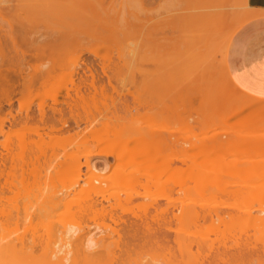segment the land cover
Masks as SVG:
<instances>
[{
  "label": "rangeland",
  "instance_id": "obj_1",
  "mask_svg": "<svg viewBox=\"0 0 264 264\" xmlns=\"http://www.w3.org/2000/svg\"><path fill=\"white\" fill-rule=\"evenodd\" d=\"M110 1L111 0H100V1L99 0H94V1L93 0H0V40H1L0 41V43H1L0 44L1 45V49H0L1 51L0 52L4 54L3 56L1 55L2 56L1 59H3V60L0 59L1 60L0 66H4V67H18V66L19 67H24V66L25 67H28V66L35 67V66H38L41 68H42V66H46V67L55 66L58 68L57 71H55L56 73H54V75L55 74L56 75L58 74V75L57 76L53 75L55 77V78L53 77L54 80L49 81V83L47 84L49 87L47 85L44 86V88H46L45 90L43 89V87H39V88H35V90L33 89L34 91H33V93H31V96L27 95L28 97H22V99H19L20 97H16V100L14 101L13 108H12L13 114L17 115V113L20 109H21L20 111H24L23 113L25 114V109L28 106L32 107V108H30L32 113L38 114L39 113V106L42 104L44 106V109L50 115L52 113L53 108H56L57 106L61 105L63 102L68 100L67 108L64 104L65 112H66L64 116L67 117L66 119L69 118L68 121H70L69 122V124H71L70 127L75 125L74 122L70 120V119H72V118H70V116L71 115L73 116V114H74V116L75 115L77 116V114H79L78 116L83 115L81 117H85V118H87V117L88 118H94L96 115V117L98 119H100L99 117H102L100 115H105V118H106L107 114H108V116H110L111 113L117 114L119 119H121V116H122V118H127V117L130 118L133 116L134 118L133 117L131 118V120L133 119L131 121L132 123H134L136 125L137 124H141L144 126L146 125V126L153 128V132L151 133V135L149 137V140H150L149 146H150L151 150L154 151L153 152V155H154L153 156V158H154L153 162L154 163L152 162L153 165L151 168H153V170L150 169L149 173L151 172L150 177H151V180L154 181L153 183L156 186H157V183H160V184H158L159 188L154 187L152 191H145V190L141 191V193H140V195L142 194L141 196L135 197V195L138 193H135V195L133 194L134 197L133 196L132 197L131 196L123 197L122 196L123 200H121V204H120L121 208L127 211V212L125 211V213L131 212L130 213V215L132 214L131 219L134 220L135 219L134 216H136L135 213H138L137 216L140 215L139 217L142 216L141 215L142 213L139 212V209H140L139 206L143 205L144 203L149 201L151 198H153L154 201L157 198L156 200L157 201L159 200L158 204H159V206L162 207V209H166V207L170 208V209L173 208L172 210H173V212H175V214L179 213L178 210H181V207H183V208L195 207L196 209H199L201 207L209 208V206L221 204L222 208L224 209V210L221 209V211H222L221 215H222V217L225 216L224 221H225L226 225H224V222L222 223L223 219L222 220L219 219L220 221L214 220L213 222L209 221V220H208L209 222L208 221L204 222V223L201 222L199 227L198 226H196V227L192 226V228L189 226L185 228V227L178 225L177 223L174 222L175 225L172 224L171 229L172 228L173 229L171 230L172 231L171 234H173V233L177 234L178 233L182 236H186V238L188 236H189L188 238H194L195 237L194 239L198 238L199 241L203 239L202 241H205L206 243L209 242L208 245L209 246L212 245L213 248L215 246L216 248L221 249L222 246L226 247V246L233 245L234 244L233 241L235 240L234 238L241 236V233H242V235L244 233L246 234L248 232V230H250L251 228H249L250 226H248L249 225L248 223L244 224L245 226L243 225L244 222L241 223L240 221H239V223L235 222V224H234V222L229 220L231 218L226 217V215H227L226 213L229 214V212L230 213L233 212L232 209L234 207H236V208L239 207L237 205V202L234 200L233 197H231L229 192H231V188H235L237 185H239V187H240V185L243 186L245 184H248L244 180L245 176H244V178H242L243 177L242 174L243 175L244 174L245 175L251 174L252 178H255L256 176H259V175L255 174L257 172L254 171L252 168L258 169V168L264 166V163H262V162H264V119H262L259 123H253L254 125L256 124L255 126H253V124L248 122L246 119V116H247L246 114H248L247 112H245L246 114L243 112H240V114L234 113L235 115L232 114L233 112H236V111L239 112L240 111L238 106H237L238 109L236 108L237 110H234L235 107L233 109H230L231 111L232 110H234V111L231 112L229 110L230 115H229L228 111L223 112V110H227V109H224L226 106L223 107V104H225V103L222 104V100H220L219 101L221 104V106H220L218 99H217L218 98L217 96H219V99H220V96L222 95L221 91H222V93L224 92L223 90L226 89V85L221 86V85L217 84L213 87H209V86H206V84H202V85H201V83L199 84V81H197L196 77H195L196 76V69L192 65L195 63H199V61H202L201 60L202 54H198V53L195 54L194 53L192 55L191 51H189V49H190L189 44L184 45L183 48H184L185 52L182 53L180 62L178 60L180 58L181 53L175 52L174 49L170 45H165V46H163L162 49L155 48L154 50H151L150 52L148 50L146 52L145 49L142 50V48H141L142 40H143V38L147 37L148 31H151L154 28L153 26L155 25L156 21L162 20L161 23L156 27V29H155L156 31H162L163 32V26L166 23L167 26L169 27V29L172 31L173 35H179V31L182 28L180 29L179 27H176L175 24H173L172 19H173L174 13L178 12L180 6L179 5H172L173 0H167L166 4L164 3L163 0H160L157 3H156V0H151L153 5L148 6V7L145 5V3L148 0H118V2L114 5H111ZM98 2H101V3L98 4ZM221 7H222L221 11L223 10L225 13H228V15L226 16L225 26L221 30V39H222V41H225V39L227 38L228 33H229L228 26H229V24H232L236 20V18L238 17L240 9H239V7L236 8L234 5H224ZM215 9H216L215 7H211L209 9H207V12H214ZM203 13H205V11L200 12V14H203ZM61 18L72 22L73 25L74 24L77 25V21H82L81 19L84 18L83 20H88V24H90L89 26L92 28L91 30H93L95 33H98V34L100 33L101 35L103 34V36H104V34H106V36H105L106 38L109 35L115 36V39H113V40L111 39L112 41L110 39H109L110 41L108 40L106 43L104 41L105 44H103L102 40H104V37H102L103 39L102 38H101L102 40L100 39L101 40L100 43H102V45L96 44L98 46L95 45L96 40H94L95 37H93V36H95V34L94 35L92 34L93 35L92 36L93 39H92L91 34L88 32L90 34V38L92 40H94V43L91 42L92 40L90 41L86 35H83V39L81 36L82 34H79L80 37L78 36L82 40H85L86 39L85 36H86L89 40V43L91 42L90 44H88L87 43L88 41L86 39V44L82 45L81 44L82 40H81L80 44L82 46L88 45V46H86V49H83V50L88 51L91 49L90 51H92V50L96 49V51H97L99 49L97 52L98 57L94 56L95 51L92 54L90 51H88L89 53L87 51H82V53L86 52L87 54L85 53V55H82V53L80 52L81 53L80 55H82V57H84L83 60L86 61V64L88 66L92 65L98 70V74H101L100 75L101 78H99L100 80L102 79V76H104L103 73L101 72L102 71L101 69L102 68H106V69L112 68L111 72L108 71V76L112 75L110 77L112 79V84L108 86L107 85L108 83H106V82H109V80H111L109 77L105 76V77H103L104 79H102V81H104L105 84L107 85L106 88L108 89V91H104V93H101L100 90L102 89L103 85L102 86L99 85V87H101V89H97V90H99L97 94H96V91L94 92L96 95L93 93H92L93 95H91L89 93V94H86V96L83 98L82 96L85 95L83 92L78 94V96L75 92H72L71 94L73 96L71 97V99L66 98L67 94H68V92H67L68 89L63 88V87H68L69 89L74 87V85L78 84V82L80 81V75H76L75 77H73V76H71L70 71L68 73V74H70V76L67 73H65L66 71H64L65 74L60 72L61 69L63 70L64 67L68 68L66 66L67 65L69 66L71 64V63L69 64V62H72L73 57L75 58V56L72 54L73 53L72 50L70 51V54H66L67 52L62 53V52H64V49L66 47L68 48L69 45L64 47L65 46L64 44H66L67 39H64V37L62 36L63 35L62 32L66 33V31H68V30H65V29L62 30L63 24H62ZM65 23H67V22L65 21ZM78 23L81 24V22H78ZM67 24H70V23H67ZM83 24L84 23L82 22V25ZM79 26L75 29L77 30L79 28ZM65 27H66V29H69V30L71 28V26L67 28V25ZM80 27H82V26H80ZM71 30L76 31L72 28H71ZM78 31H81V30H78ZM82 31H85V30L83 29ZM60 33H62V35ZM85 33L87 34V32H85ZM59 35H61V37H63V38L59 37ZM70 35L72 36V34H70ZM70 35H68V36H70ZM75 37H76V35H75ZM75 37H74V40H77L78 42H76V41L74 42V40L68 39L69 41L72 40V42H73V43L71 42V44H73V45H71V48H72V46L74 47V45L79 44V40H78L79 38L76 39L77 37L76 38ZM14 38H15V41H14ZM192 38L193 37H191V38H189V37L185 38L184 37V40L186 41V43H188V41L190 42V40L193 41ZM95 39H97V37ZM165 39L169 40L171 45H174L175 42L177 43L178 41L182 40V39H180V37L173 39V38H170L169 36H167V38L166 37L162 38V40H165ZM98 40H99V38H98ZM98 40H97V42H98ZM83 43H85V42H83ZM14 44L16 47L18 45L20 47L19 49L26 52L25 56L30 55L29 58L28 57L26 58L29 61L25 60V57L24 58L22 57V55H21L22 51L21 50H19L20 54L19 53H17V54L21 55L20 58H23L24 61H26V62L19 61L20 58L17 59L18 55L16 53L13 54V50L14 49L18 50V48H16V47L14 48ZM44 45L46 46V51H44V52H48L49 55H48V53L46 54L44 52H42L40 54V51H43V50H39V49H43L41 47ZM78 47L75 50H77ZM79 50H80V48H79ZM131 50H132L131 56H130L131 60L133 61L134 58L136 59V62H134V63L132 62V66L134 68V65H135L136 70L134 71V75L132 74V76H130V77H132V79L130 81L126 80V78H129V76L128 77H126L124 75L122 76L121 75L122 72L121 71H120V73L118 72V74L122 76L121 78H119L120 76H118V78L122 80V81L121 80L120 81L122 83H124V79H125V82L127 81L123 85L122 83H119L120 81L117 78H114L113 75H115L116 72L113 73V69H115L116 67H119V66L122 67L126 64L121 60V58L123 57L125 52L131 51ZM16 51H14V52H16ZM36 51H37V53H39L38 56L35 53L36 57L42 58L43 56H45V58L44 59L42 58L39 60H38V58L36 59V57L33 54ZM66 51H67V49H66ZM76 52H75V54H76ZM77 53L79 54V52H77ZM22 54L24 55L23 52H22ZM128 54L129 53H126L125 54L126 56L124 55V57H125L124 59H127ZM31 55L34 57L30 59V57H32ZM72 55H73V57H72ZM3 57H5V58H3ZM138 57H140V58L143 57V59H141L142 61L140 60V58L138 59ZM213 57L214 58L212 59V62H213L212 64H214L218 68L222 64V55L218 53ZM176 62H178V65L182 66L184 69L183 70L181 69L182 71L179 69L177 70V71H179V75H178L179 78L177 79V81H174L175 77H174V79L172 77L174 76V74L177 71H171L170 69H168V67L172 68L171 66L175 65ZM56 65H59L61 67L59 68V66H56ZM63 65H65V66H63ZM113 67H115V68H113ZM141 67H142V69L148 68L149 70H151V72H152L151 75L149 74L148 77H146L144 74H143L144 76L141 75L140 71H139V69ZM59 73L61 76L59 75ZM80 73L82 74V71H80ZM180 73H181V75H180ZM124 74H125V72H124ZM87 75L89 77L88 73H87ZM100 76H97V77H100ZM116 76H117V74L115 75V77ZM106 77L109 78V80ZM88 79H90V78H88ZM116 80H118V81H116ZM172 80H173V82H172ZM71 81L74 82L75 84L71 85ZM102 81H101V83L104 84V82H102ZM57 84L58 85L61 84L63 86V87L61 86L63 89L60 88L59 87L60 85L58 86ZM113 85L116 86L115 90H118L117 93H116V91L113 90L114 89V88H112ZM173 85L175 88L173 87ZM56 86H58V88H60V89H57ZM232 89H233V92L239 91L236 87H232ZM55 90L56 91L61 90V91H59L58 92L59 94H58V93H56ZM91 90L93 91V89H91ZM103 90H105V89H103ZM174 90H176V91H174ZM107 92H108V94L109 93L112 94L113 97H111L110 95H107L108 97H106L105 93H107ZM219 92H220V94H219ZM119 93L125 94V95H123L124 97H121L122 94L120 95V97L117 96ZM79 95L83 99L82 98L80 99ZM90 95H91V97H90ZM94 95H95V97H93ZM258 98L260 100L264 99V98L257 97V99ZM121 99H123V101L129 102V104H131V106H129V108L123 107ZM20 100H21V102H20ZM72 100H76V101H74V103H72L73 102ZM69 101L71 104L69 103ZM119 103H120L121 107L118 106ZM72 104H75L74 107L72 108L73 114L71 113V110L68 109L69 106H73ZM114 105H115V107H114ZM103 107L106 110L103 109ZM122 107H123V109H122ZM4 109L8 110L10 108L8 105L5 104ZM120 109H121V111L119 112ZM130 109H131V111H129V112H131L132 114L128 112V110H130ZM116 110L118 113L114 112ZM20 111H19V113H20ZM111 111H113V112H111ZM220 112H221V114H223V113L228 114V115L225 114V119L221 120L222 121L221 122L222 124L220 123L221 127L220 128L219 127L213 128L212 126H211V128L207 127L209 129H207L205 127L207 130V131H205L204 127H201V125H200V122L202 121V119L204 117L203 115H206V116L210 115L209 117L214 118V116H216V114L219 115ZM23 113H22V115H24ZM105 113H107V114H105ZM119 113L121 115H119ZM92 114H94V116ZM213 114H214V116H213ZM117 115L116 116L114 115V116L117 117ZM111 116H112V120L114 121L113 123H115L116 120H118V119H116L113 115H111ZM227 116H229V118ZM110 118L111 117H109L108 119L106 118V119L109 120ZM57 119L58 118L56 117V119H54V120L57 121ZM122 120H126V119H122ZM122 120H120V121H122ZM127 120H128V118H127ZM85 121L86 120H84L81 124H79L80 126H73V128L71 127L73 130L70 128V131L66 132V134H65V132L61 133V134L49 132L46 136L44 134L43 135L40 134L42 132L38 133V131H33L34 128H32L31 127L32 125H30V126L25 127V128L22 126H20L19 129L16 128L14 130L15 132L13 133L14 136L13 135H11V137L9 136V138H10L9 140H8L7 136L1 137V142L5 143V140H6V143L0 145V155L3 154L4 156H8V155L14 156L13 157L14 160L17 159L14 162H12L14 165L12 163L8 165L9 168L6 169V171L4 173L5 176L2 178V185L4 186V188H3V186L1 187V189H3V191L2 190L0 191V199H2V203L3 202L9 203V205L8 204L6 205L5 203H3L4 205H6L7 207L13 206V208H15V207H17L15 205H17V204L21 205V202L23 203V200L28 201L30 197L33 198L34 200H36L35 199L36 197L40 198L39 197L40 193H42L43 191L48 193L51 190L54 191V188L59 189L60 186H62V188H63V182L65 183L68 180L67 177H70L69 176V174H70L69 172H71V167H70L71 165L70 164L73 162H77V160H80V163H82L84 165V162H85L84 157L86 156L88 151H89L88 153H90L92 151V150L90 151V149L87 147V144L82 145L80 143V141L78 142L79 139L82 141L81 136L83 134L87 135L89 130H86V129L91 128V126L89 128V126H87L88 124L84 123ZM100 121H102V120H100ZM109 121L112 122L111 119ZM109 121L107 122L108 124L110 123ZM102 124L106 125V126H102V127H105L104 128L105 130L103 129V131L98 133L95 136V139H102L105 137V135H108L111 139V142H116V138L118 140L122 136L124 129L120 128V126L112 127L111 128L112 130H111L110 126H109V128L107 127L108 124H106V121L103 122ZM8 125L9 124H7V126ZM165 125H167V126L165 127ZM99 127L101 128V126H99ZM31 129H33V130L31 131ZM209 130H210V132H209ZM215 131L216 132H220V131L223 132V134H220L219 136L215 137L216 139L212 138V141L213 140H216V141H213L212 143L206 145V143L208 141H205L204 142L205 144H204L200 140V138L211 136ZM82 132H83V134H82ZM224 133H225V135H224ZM55 134H57V135H55ZM72 134H74V135H72ZM78 134L79 135L81 134V135L79 136ZM86 135H83V136H86ZM48 136H51V137H48ZM68 136H69V138H68ZM26 137H28V139ZM64 137L69 139L67 141L68 145H66L65 141L67 139ZM30 138H32V139H30ZM50 138H51V141H50ZM71 138H72V140H71ZM161 139L164 140L165 144L168 143V141H169V143L171 144V145L169 144L170 147H167L168 145L165 146L164 143L161 142ZM226 139H228V140H226ZM28 140H30V141H28ZM39 140L42 142L40 143ZM62 140H64V141H62ZM113 140H115V141H113ZM209 141H211V140L209 139ZM111 142H109V143H111ZM59 143H60V145H59ZM62 143H64L63 146H62ZM172 143H174L173 145H175V144L177 145L178 143L180 145L182 144L183 145V147L181 145L182 150H181V148L178 149L180 147V145H179V147H178V145L176 147H174L172 145ZM135 144H136V146H138V145L140 146L141 144H143V139L142 140L141 139H135V141L132 143V145L134 146ZM223 144L227 147H224ZM32 145H36L35 146L36 148L33 146L34 150H33ZM44 145H46L47 147ZM57 145L59 147L58 150H56ZM89 145H90V143H89ZM113 145H114V143H113ZM30 146L32 147L31 149H30ZM201 146L204 147V149L201 148ZM42 147H45V149ZM52 147L54 148L55 153L53 152ZM67 147H68V149H67ZM85 147H86V149H85ZM229 148H231V149H229ZM28 149L31 150L30 153L32 152L33 155L36 156V159H39L38 157H40V159L42 161L39 159V163H38V160L35 159V156H33L32 153L30 154L28 152ZM36 149H38V150H36ZM99 149H100L99 147L97 149H95V150H98V151H96L97 154H101L102 150H99ZM228 149H229V151H227V154H226V150H228ZM36 151L41 156L42 155H44V156H42V158H41V156H38L39 154H36ZM230 151H231V154L228 155V153ZM8 152H9V154H8ZM26 152L30 155H28ZM45 152L49 156L46 155ZM41 153H43V154H41ZM55 154L58 155V157H56ZM221 155L226 159L222 158ZM22 156H23V158H22ZM30 156H32V157H30ZM48 157H50V158H48ZM99 157L100 156H98V157L96 156V158L93 157L91 160H93V162H95V163L98 162L96 164L101 166V165H103L102 162L105 161V159L104 158L102 159ZM67 158H68V160H67ZM45 159H47V160H45ZM49 159H51V160H49ZM65 159H66V163L63 165L62 162L63 161L65 162ZM28 160H30L32 162V164ZM52 160H54V162H52ZM70 160H72V161H70ZM109 160L112 163L111 167H109L107 170L105 169L106 171H102L101 177L102 178L104 177L103 179L111 182L110 180H112V177L115 173L114 169L115 170H116V168L118 169L117 164H119L120 161L119 160L117 161L114 158H110ZM237 160L240 162H245L246 164L240 165V168H239L238 164H240V163L237 162ZM252 160L254 163L252 162ZM179 161H180L181 165L178 164ZM259 161L261 163H259ZM44 162L49 163V164L47 165ZM67 162H71V163H67ZM176 162H178V163H176ZM59 163H62L63 167H62V165L60 167ZM171 163H174L173 164L174 166H172V169H171V165H172ZM250 163L254 164V165L250 166ZM175 164H177V165H175ZM214 164H216V165H214ZM235 164L238 165V166H235V168L238 167L237 172H239V169H242V166H243V168H245L244 170H246V172L242 170L241 171L242 174L239 173V174H241L240 175L241 178H239V176H237L238 174H236L234 172L235 169L233 170V167ZM178 165L182 167V170H184V172L183 171H182V173L179 172L180 174H178L176 176V174H174L176 172V169H173V168H175V166H176V168H178L177 167ZM211 165L214 166V168H211L212 167ZM258 165H259V167H258ZM57 166L60 168V171L58 170L59 168H57ZM249 166L253 170V171H250L251 173L247 172V171H249ZM252 166H254V167H252ZM140 168H141V166H139V168H137V169L141 170ZM219 168H221V169H219ZM204 169H206V170H204ZM195 170H196V172L193 173V171H195ZM199 170L201 171V174L198 173V172H200ZM217 170L219 172L216 174ZM231 170L233 171L232 173H230ZM55 171H57V172H55ZM188 171L191 172L192 174L189 173ZM177 172H178V170H177ZM185 172H187L189 174L185 175ZM220 172H222L221 173L222 177L219 176ZM252 173L254 174V177H253ZM82 174H83V176H85L84 174H86V168L85 167H82ZM188 175H190V177ZM159 176H160V178H159ZM174 176L176 177L177 180L174 178ZM185 177L186 178L188 177V178L186 179ZM191 177H193L194 179ZM195 177L199 178V179H195ZM172 178L175 180H173ZM189 178H191V179L189 180ZM219 178H221V179H219ZM156 179H159L160 181H157ZM185 179L188 181H186ZM205 179L206 180L209 179L210 183L208 181L207 182L210 185H208V183L204 182ZM211 179H213L214 183L215 182L216 183L213 184L210 181ZM47 181L49 184L47 183ZM109 182H107V183H109ZM161 182H164V183H161ZM167 182H169V183H167ZM174 182L175 183L177 182L180 184L176 183L177 187L175 186L172 189V188H170V185H171V183H172V185H175ZM181 182L182 183L184 182V184L186 186L184 188V190H188L187 189L188 187L191 189V190L186 191L187 193H185V195L183 193H180V191H179L180 187H181ZM203 182L206 183L207 185L205 186V184H202ZM244 182H245V184H244ZM5 183H7V184L5 185ZM81 184H84V183L82 182ZM165 184L166 185L169 184V185L163 186ZM37 185H38V187H37ZM202 185L205 186L206 191H204V187ZM234 185H235V187H233ZM195 186L198 188L197 189L198 191L195 190V188H196ZM207 186H209V189H206ZM168 188H170V189H168ZM81 189L82 188L78 187L77 191H74L69 197H67L64 200L65 202H63V203L65 205H64V207H61L63 209H61V211L59 210V212L62 213V210H64L63 213H65V210L67 209V207H68V209H69V207H70V209L72 207L73 208L75 207L74 209H76V206L78 207L79 204L83 203V201L86 198L85 197L86 195H85L84 191H80ZM201 190L203 192V195H201L202 193L199 194V191H201ZM255 190H259V191H257V192L253 191V193H251V194L254 195V193L258 194V192H261L260 189H255ZM79 191H80V193H79ZM209 191H211V193H209ZM188 192H191V193H188ZM206 193H209V194H206ZM210 194H212V196H209ZM213 195L216 199L213 198ZM144 196L150 197V199L149 198L145 199ZM151 201H153V200L151 199ZM151 201H149V202H151ZM219 201H221V202H219ZM181 202L183 203V205L181 204ZM63 203L61 206H63ZM184 203H186V204H184ZM66 204H67V207H66ZM187 204H190V207H189V205L185 206ZM196 204H199V205H196ZM13 208H11V209H13ZM254 208H257V207H254ZM122 209H120L119 212L122 213V211H121ZM172 210H170V211H172ZM128 215H126V216H128ZM154 217H155L153 219V224L155 225L154 227L162 226L170 218V216L168 217L165 215H157ZM67 218L69 219V217H66V219ZM91 218H92V216H91ZM95 218H97V217H95ZM95 218L89 219V220H88V218L86 219V222L89 225V226L88 225L87 226L89 228L92 227V229L95 233H101L102 231L105 230V228L108 229V228H114L115 227V224L113 223V221L110 222V219L108 220V218L107 219L105 218L104 221H103V217H102V220L100 217H98V220ZM138 218H136V219L139 220ZM70 220L72 222L73 219L70 218L69 221ZM140 220H141V218H140ZM228 220L231 223H226V221H228ZM83 223H85V222H83ZM75 224H77L76 221H75L74 225ZM22 226L19 227V229L21 228V230H19V231L17 230L18 232L16 231V229H18V228H16V227L11 228V231H15L16 233L12 232V235H9V238L7 239L8 242L15 241L14 240V239H16L15 237L20 236L23 232H24L23 234L29 233L27 235H30L31 229H29V227L27 228L26 226H24V228L26 227L25 229L27 231V232H25V229L23 228L24 229L23 230ZM85 226H86V224H85ZM183 228H185V229H183ZM12 229H14V230H12ZM94 229H96L97 232ZM174 229L176 232L173 231ZM242 229H244L245 232ZM28 230H30V232ZM40 230L41 229L39 228V232H40ZM251 230L249 232L253 231V230L252 231ZM186 233H188V234H186ZM255 233H254L255 236L253 237L254 239H252L253 242H251V243L254 246H256V245L260 246V245L264 244V229L259 230L258 232H255ZM175 234H173L171 236L173 237V236H175ZM236 234H238L239 236ZM233 236H235V237H233ZM10 237L13 238V241H9V239L11 240ZM213 244H215V245H213ZM177 245L176 244L175 245L170 244L169 247L167 246L169 249L166 247L162 248L163 246L162 247L159 246L161 248H158V245L157 246L153 245L152 247L148 246L150 248L146 247L143 249L140 247L137 250L134 249L129 254L124 252L122 254V256H121V253H118L117 255L122 257V259L125 261V264H128V263L138 264L139 262H141V264H170V263L171 264H201L202 260L205 259V257L211 256L214 253L212 251H215L214 249H216V248H214L213 250L211 249L212 251L208 252L206 250L207 249L209 250L210 247L208 248V246H206V244H204V246L207 247V249H205V250H203V248H205L204 246L200 245L201 247H197L198 244L196 246V243L191 245V247L189 246V248H185V246H183V248H179L180 246L178 247ZM186 247H188V246H186ZM222 249H224V248H222ZM233 250L235 251L236 249L231 250L232 253H235ZM39 251H40V253L42 252L44 255L40 254L38 252L39 253L38 258H40L42 255L44 256V257L43 256L42 257L45 258V253L42 250H39ZM82 255H81V258H83ZM108 255H109V257L103 258V259H105V260H103L104 263L105 264L106 263L107 264H109V263L113 264L112 262H114V260L111 257V256H113V254H108ZM113 258H116V257L113 256ZM80 260H82L83 264H85L84 258L80 259ZM115 260H117V259H115ZM81 262H80V264H82Z\"/></svg>",
  "mask_w": 264,
  "mask_h": 264
},
{
  "label": "bare ground",
  "instance_id": "obj_2",
  "mask_svg": "<svg viewBox=\"0 0 264 264\" xmlns=\"http://www.w3.org/2000/svg\"><path fill=\"white\" fill-rule=\"evenodd\" d=\"M194 1H195L197 6H200L203 2H205V3L208 1L215 2L218 0H194ZM219 1H223V0H219ZM117 2H118V0H111L110 4L114 5ZM100 3L101 2H98V4H100ZM145 5L148 7V6H151L153 4L149 1H147L145 3ZM200 7H202V6H200ZM204 7H205V5H204ZM196 8L197 7H193L192 10H196ZM191 12H193V11H191ZM83 19H81L82 21H77V25L76 24L73 25L72 22L67 21L65 19L61 20L62 24H63L62 30L65 29V30L69 31V32L66 31V33L62 32L63 35H62V33H60L64 37V39H67V42H66V44H64L65 45L64 47H66L68 45L70 46V47L68 46V48L66 47L64 49V52H62V53L67 52L66 54H70V51L72 50L73 53L72 52L71 53L75 56V58L72 55V57H73L72 62H69V64L70 63L71 64L69 66L68 65L66 66L68 68L62 67L63 70L61 69V71L60 70L59 71L62 73H64V71H66L65 73H67V74L70 71V74L73 77H75L76 75H80V81L78 82V84H75L74 82H72L73 80L71 81V85L75 84L74 87L71 86L72 87L71 89H69L68 87H63L61 84H59L60 86L57 84L60 88L63 87V88L68 89L67 90L68 94L66 97L67 99H69V98L71 99V97L73 96L71 94L72 92H75L77 94V96H78V94L83 92L85 94L82 96L83 98L86 96V94H89V93L91 95L95 94L94 93L95 91L97 94L99 91L97 89H101V87H99V85L100 86L103 85L102 89L100 91H101V93H104V91H108V89L106 88L107 85L109 86L112 84V79L110 78L112 75L108 76V71L111 72L112 68H110V69L102 68L101 69L102 70L101 72L104 75V76H102V79H104L103 77H105V76H107L111 79V80H109V78L106 77L109 80V82H106V83H108L106 85L105 82L102 81V79L101 80L99 79V78H101V76H100L101 74H98V70L92 65L88 66L86 64V61L83 60L84 57H82V55H85L86 52L82 53V51H87V50H83V49H86V46H88V45H86V46H82V45L86 44V39L88 41L87 42L88 44H90L91 42L94 43V40H96L95 45L96 44L102 45V43H100L101 40L103 39L102 37H104V40H102V41H103V44H105L109 39L110 40L115 39V36H113V35L108 36L107 35L108 37L106 38L105 37L106 34H104V36H103V34L101 35L100 33L99 34L95 33L93 30H91L92 28L89 26L90 24H88V20H83ZM64 20L70 24L65 23ZM78 22H81V24H79ZM82 22L84 23L83 25H82ZM65 24L67 25V28L71 26V28L74 30H76L75 28H77L79 25L82 27L79 26V28L76 31H73L70 28V30L72 31L71 32L69 29H66ZM83 29L85 31H82ZM78 30H81V31H78ZM85 32H87L88 35ZM88 32L91 34L92 39H93V37H95V38L97 37V39L94 38V40H92L90 38V34ZM70 34H72V36ZM79 34H82L81 35L82 39H83V35H86L89 38V40L90 41L92 40V41L89 43V40L86 36H85V38H86L85 40L80 39ZM92 34L93 35L95 34V36H93ZM61 35H59V37H61ZM68 35H70V36H68ZM75 35L77 38L75 37ZM215 36H216V34L209 32V33H204L202 37L200 35L198 37H193L192 38L193 41H191V40H190V42L188 41V44L190 46L189 51H191V53L193 55L194 53L199 51L201 48L207 47V45H211V42H213V40L216 38ZM63 37H61V38H63ZM74 37L76 39L79 38L78 39L79 44L74 45V47L72 46V48H71V45H73V44H71V42H72V40H74ZM98 38H99V40H98ZM68 39L69 40L72 39V40L69 41ZM81 40H82V43H81L82 45L80 44ZM97 40H98V42H97ZM14 41H15V38H14ZM75 41L78 42L77 40H74V42ZM104 41H105V43H104ZM83 42H85V43H83ZM183 44H185V43L182 40L177 42L178 46H182ZM98 45H96V46H98ZM15 47L16 46L14 44V48ZM77 47H78V49L75 50ZM16 48H18V50L14 49L13 54L14 53L20 54V51H19V50H21V49H19L20 47L17 45ZM41 48H43V49H39V50H43V51H40V54L42 52L46 51L45 45L42 46ZM79 48L81 51L79 50ZM181 48H183V46ZM216 48H217L216 51L218 53H220L221 48L218 46H216ZM0 49H1V45H0ZM66 49H67V51H66ZM90 50H88V51H90ZM98 50L96 51V49H95V50H92L90 52L92 54L95 51L94 56L98 57L97 56ZM14 51H16V52H14ZM76 51L79 52V54ZM22 52L24 53V55L22 54ZM22 52H21L22 57L23 58L25 57V60H28L26 58L27 57L29 58L30 55L25 56L26 52H24V51H22ZM75 52L77 55L75 54ZM80 52L82 53V55H80L81 54ZM131 52H132V50L124 53V55L126 53H129L127 59H124L125 58L124 55L121 58V60L124 63H126L124 66H122V67L119 66L116 68L113 67V68H115V69H113V73L116 72V74H117L116 77H115L116 74L113 76H114V78H117L119 81L121 80L119 78H121L123 75L126 77L129 76L130 79L125 77L126 80H129V81L132 79V77H130V76H132V74L134 75V71L136 70V68H135V65H134L135 69L133 68L132 62L134 63L136 61H135V58L133 59V61L131 60V57H130ZM35 53L38 56L39 53H37V51L34 52L33 54L35 57H36ZM44 53L47 54L48 52H44ZM1 55L3 56L4 54L3 53L0 54V59L2 58ZM21 55H18L17 59H19L21 57ZM48 55H49V53H48ZM34 56L30 57V59L33 58ZM181 56H182V53L180 54V58L178 60L179 62H180ZM212 56H214V54L202 53V58H201L202 61H199V63H195L192 65L196 69V76H195L196 80L198 81V78L201 76V77L206 78V80H207L206 86L213 87L217 84L221 85V86L226 85V89L223 90L224 92L222 93V91H221L222 95L220 96V99H219V96H217L218 102L220 100H222V104L225 103V104H223V107L226 106L224 109H227V110H223V112L228 111V113L230 115V111H231L230 109H233L235 107L234 110H237L239 108V110H240L239 112L236 111L237 113L233 112L232 114H234V113L240 114V112H243V113L247 112L248 114L245 113L247 115V116L246 115L245 116H246V119L248 122H250L252 124L253 123H259L262 119H264V100L256 99L254 97H248L239 91L233 92L232 87H234V86L232 85V83H231L228 75L225 73V71L222 73V75L220 77L219 74H217L215 72L214 67L210 66V58ZM3 58H5V57H3ZM23 58H20L19 61L26 62V61H24ZM37 58L38 57H36V59ZM42 58L44 59L45 56H43ZM42 58H38V60L42 59ZM139 58L140 57H138V59ZM141 59H143V57L140 58V60ZM1 60H3V59H1ZM59 65H56V66H59ZM63 66H65V65H63ZM60 67L61 66H59V68ZM171 67L172 68L168 67V69H170L171 71H177L178 69L179 70L184 69L182 66L178 65V62H176V64L172 65ZM199 68H200V70H199ZM57 69L58 68L55 66H53V67L52 66L51 67L50 66H48V67L42 66V68L38 67V66H35V67H30V66H28V67H25V66L24 67H19V66L18 67H4V66H0V145L6 143V140H5V143L1 142V137L7 136L8 140H9L10 139L9 136L10 137H11V135L14 136V134H13L15 132L14 130L16 128L19 129L20 126L25 128V127L32 125L31 127L34 128V130L31 129V131L32 130L38 131V133L42 132L40 134H42V135L44 134L47 136V134L49 132L50 133L54 132L57 134L58 133L61 134V133L65 132V134H66V132L70 131L71 127L73 128V126H80L79 124H81L84 120H86L84 123L88 124L87 126H89V128L91 126V128H90L91 130L88 128L86 129V130H89L88 133L86 132L87 135L83 134V132H82L83 135H86V136L82 135L84 138L81 136L82 141L78 137L77 138L79 139L78 142L80 141V143L82 145L87 144V147L90 149V151L91 150L92 151L90 153H88L89 152L88 151L86 156L84 157L85 158L84 165L82 163H80V160H77V159H76L77 162H73V163L67 162V163H71L70 164L71 165L70 166L71 172H69L70 177H67L68 180L65 183L63 182V188H62V186H60L61 189L60 188L59 189L54 188V191L51 190L48 193L43 191L45 194L43 192L40 193L42 191L41 190L39 192L40 193L39 197L41 199L36 197L35 198L36 200H34L33 198L30 197L28 201L23 200V203L21 202V205L20 204L15 205V206H17L15 208H13V206L7 207L6 205L7 204L9 205V203L3 202L6 204V205H4L2 203V199H0V264H80V262L82 261L80 259H83V258H84L85 264H105L103 261L105 259H103V258L109 257L108 254H113V256L116 257V258H113V256L110 255L112 257V259L114 260V262H112L113 264H125V261L121 257L122 254L124 252L129 254L134 249L137 250L140 247L143 249V248H146L148 246L152 247L153 245L154 246L158 245V248H161L162 246H163L162 248H164V247L168 248L170 244L171 245H175V244L177 245L178 244L177 246L178 247L180 246L179 248H183V246H185V248H189V246L191 247V245L196 243V246L198 244L197 247H201L200 245L204 246V244H206V246H208V248L210 247V249L208 250L207 247L204 246L205 248H203V250L207 249L206 251H208V252H211L214 248H216L215 246L213 248L212 245L209 246L208 245L209 242L206 243L205 241H202L203 239L199 241L198 238L194 239L195 237L194 238H188L189 237L188 236L186 238V236H182L178 233L177 234L173 233V234H175V236L172 237L171 235H173V234H171L172 233L171 230L173 228L171 229V227H172V224H174V222L177 223L178 225L185 227V228L188 226L192 228V226H194V227L198 226L199 227L201 222L204 223V222H207L208 220L213 222L214 220L220 221L222 219H223L222 223L224 222V225H226L225 221H224L225 216L222 217V215H221V213H222L221 209H223L221 204L209 206V208L201 207L199 209H196L195 207H193V208L192 207L191 208L181 207V210H178L179 213L175 214V212H173V210H172L173 208L170 209V208L166 207V209H162V207L159 206V204H158L159 200L158 201L156 200L157 198L155 199V201L153 198H151L153 200V201H151L150 197L144 196L145 199L149 198L150 199L149 201H151V202L147 201L143 205L139 206V208L141 209V210L139 209V212L142 213V214L141 213L140 214L143 217L142 216L139 217L140 215L137 216L138 213H135L136 216H134L135 219L139 217L138 218L139 220H137V219L132 220L131 219L132 214L130 215L131 212L125 213L126 210L121 208L120 204H121V200H123L122 199L123 197H129V196L132 197L133 194L135 195V193H138L135 195V197H137V196L142 195V194L140 195V193L143 190L152 191L154 187L159 188L158 184H160V183H157V186H156L153 183L154 181L151 180V177H150L151 172L149 173L150 169L153 170V168H151V167L154 163L153 162V159H154L153 158V156H154L153 152L154 151L151 150V148L149 146V143H150L149 137H150L151 133L153 132V128L146 126V125L145 126L141 125V124L136 125V124L132 123L131 121L133 119L131 120V118L133 116L130 118L126 116L128 118V120H127V118H122V116H121V119H119L118 115L114 114V113L113 114L111 113V115H113V116L117 115V117H115V116L114 117L116 119H118V120H116L115 123H113L114 121L112 120V116L110 114H109L110 116H108L107 113H105L108 116V117L106 116V118L108 119L109 117H111L110 119L112 122L109 121L110 119L107 120L105 118V115H100V116H102V117H99L100 119H98L96 117V115H95L96 118L95 117L94 118H88V117L85 118V117H81L83 115L78 116L79 114H77V116L76 115L74 116V114L72 113L73 112L72 108L74 107L75 104H72L73 106H69V108H68L69 110H71V113L73 114V116L72 115L70 116V118H72L70 120L73 121L75 124V125L70 127L71 124H69V122H70V121H68L69 118L66 119L67 117L64 116L66 113L64 104L67 108L68 100L63 102L61 105L57 106L56 108H53L52 113L50 115L44 109V106L42 104L39 106V113L38 114L32 113L30 110V108H32V107H30V106H28L25 109V114L23 113L24 111H20L21 109L19 110L20 113L18 111L19 114L18 113H17V115L13 114L12 108H13L14 101L16 100V97H20L19 99H22V97L31 96V93H33L35 88H39V87H43V89L45 90L46 88H44V86H46L50 80H52V81L54 80V78H55L54 76L56 75V74L54 75V73H56L55 71H57ZM147 69L148 68L142 69V67H141L139 69L140 74L141 75L144 74L146 77H148L149 74L151 75V73H152L151 70H149V69L147 70ZM80 71H82V74L80 73ZM120 71L122 72L121 73L122 76L118 74V72L120 73ZM123 71L125 72V74ZM87 73L89 74V77H88ZM70 74H68V75L70 76ZM59 75H60V73H59ZM178 75H179V71H177L174 74V76L172 77L173 79L175 77L174 81H177V79L179 78ZM180 75H181V73H180ZM97 76H100V77H97ZM118 76H120V77L118 78ZM88 78H90V79H88ZM118 80H116V81H118ZM101 81L104 82V84L101 83ZM121 81L119 83H122ZM126 82L124 79V83H122V84L124 85ZM172 82H173V80H172ZM58 86H56L57 89H60V88H58ZM173 87H174V85H173ZM112 88H114L113 90L116 91V93L118 92V90H115L116 86L113 85ZM91 89H93V91ZM103 89H105V90H103ZM61 90H58V91L55 90V91H56V93H58ZM174 91H176V90H174ZM121 94L122 93H119L117 96L120 97ZM219 94H220V92H219ZM91 95H90V97H91ZM95 95L93 97H95ZM107 95H110L111 97H113V95L110 93L108 94V92L105 93L106 97H108ZM123 95H125V94H122L121 97H124ZM82 97L80 96L79 98L81 99ZM72 101L71 102L74 103V101H76V100H72ZM121 101H122L123 107L129 108V106H131V104H129V102L123 101V99H121ZM20 102H21V100H20ZM69 103H70V101H69ZM5 104L8 105L10 109L5 110L4 109ZM219 104H220V102H219ZM118 106L121 107L120 103ZM220 106H221V104H220ZM237 106H238V108H237ZM114 107H115V105H114ZM123 107H122V109H123ZM103 109H105V108L103 107ZM234 110H232V111H234ZM120 111H121V109L119 110V112ZM129 111H131V109L128 110V112ZM111 112H113V111H111ZM114 112L116 113L117 110ZM22 113L24 115H22ZM129 113H131V112H129ZM225 114L228 115L227 113L221 114V112L219 113V115L216 114V116H214V114H213L214 118L209 117L210 115H208V116L203 115L204 117H203L202 121L200 122V125H201V127H204L205 131H207L206 130L207 127L211 128V126L213 128L214 127L220 128L221 124H222L221 120L225 119ZM92 115L94 116V114H92ZM119 115H121V114L119 113ZM56 117L58 118L57 121L54 120V119H56ZM227 117L229 118V116H227ZM122 119H126V120H122ZM100 120H102L103 122L106 121V124H108L107 122L109 121L110 123L108 124L107 127L109 128V126H110V129L112 127L120 126V128L124 129L122 136L118 140L116 138V142H111L110 137L108 135H105V134H104L105 135L104 138L95 139V136L98 133H100L101 131H103V129L105 128L102 126H106L105 124H102L103 122ZM120 120H122V121H120ZM7 124H9V125L7 126ZM167 125H165V127ZM255 125L253 124V126H255ZM99 126H101V128ZM207 129H209V128H207ZM209 132H210V130H209ZM57 134H55V135H57ZM220 134H223V132H221V131L216 132L215 131L211 136L200 138V140L203 143L205 141H208L209 143L207 142L206 143V145H207V144L212 143L213 141H216V140L212 141V138H215V137L219 136ZM72 135H74V134H72ZM224 135H225V133H224ZM48 137H51V136H48ZM26 138L28 139V137H26ZM64 138H66V137H64ZM68 138H69V136H68ZM68 138H66L67 140L65 141L66 145H68L67 144V141L69 140ZM30 139H32V138H30ZM135 139H141V140L143 139V144H141L140 146L139 145L136 146V144H135L133 146L132 143L135 141ZM163 139H161L162 143H164ZM209 139L211 141H209ZM71 140H72V138H71ZM226 140H228V139H226ZM28 141H30V140H28ZM50 141H51V138H50ZM62 141H64V140H62ZM113 141H115V140H113ZM41 142L42 141H40V143ZM109 142H111V143H109ZM89 143H90V145H89ZM113 143H114V145H113ZM174 143H172V145ZM63 144L64 143H62V146H63ZM169 144H170L169 141L166 144L164 143L165 146L168 145L167 147H170ZM59 145H60V143H59ZM177 145L179 147L180 144L178 143ZM177 145L175 144L173 146L176 147ZM181 145L178 149L181 148ZM33 146L35 147L36 145H32V147ZM44 146H46V145H44ZM32 147L30 146V149ZM34 147H33V150H34ZM68 147H67V149H68ZM98 147L100 148L99 150H102L101 154L96 153V151H98V150H95V149H97ZM182 147H183V145H182ZM224 147H227V146L224 145ZM42 148L45 149V147H42ZM58 148L59 147L57 145V149L56 148L55 149L58 150ZM201 148L204 149V147H202V146H201ZM30 149H28L29 153L31 151ZM85 149H86V147H85ZM229 149H231V148H229ZM229 149L226 150V154H227V151H229ZM36 150H38V149H36ZM181 150H182V148H181ZM53 152H54V148H53ZM8 154H9V152H8ZM30 154H28V155H30ZM36 154H39V153H37V151H36ZM41 154H43V153H41ZM230 154H231V151L228 153V155H230ZM32 155H33V153H32ZM46 155H48V154L46 153ZM58 155H56V157H58ZM33 156H35V155H33ZM38 156H41V155L39 154ZM42 156H44V155H42ZM42 156H41V158H42ZM96 156L97 157L100 156L99 158L105 159V161L102 162L103 163V165H101L102 167L96 164L98 162L95 163V162H93V160H91L93 157L96 158ZM13 157L14 156H9V155L4 156L3 154L0 155V191L1 190L3 191V189H1V187L3 186L2 185V178L5 176L4 173H5L6 169L9 168L8 165L11 164L12 162H14L15 160H17V159L14 160ZM30 157H32V156H30ZM22 158H23V156H22ZM38 158L40 159V157H38ZM48 158H50V157H48ZM110 158H114L117 161L118 160L120 161V163L117 164L118 169L117 168H116V170L114 169L115 173L112 177V180H110L111 182L103 179L104 177L103 178L101 177V172L106 171L109 167H111L112 163L109 160ZM222 158H224V157L222 156ZM35 159H36V156H35ZM39 159H36V160H38V163H39ZM224 159H226V158H224ZM30 160H28V161H30ZM45 160H47V159H45ZM49 160H51V159H49ZM67 160H68V158H67ZM70 161H72V160H70ZM52 162H54V160H52ZM237 162L240 163V164H238L239 168H240V165L246 164L245 162H240L238 160H237ZM252 162H253V160H252ZM62 163L64 165L66 163V159H65V162L63 161ZM62 163H59L60 167H61ZM176 163H178V162H176ZM259 163H261V162L259 161ZM262 163H264V162H262ZM31 164H32V162H31ZM45 164L48 165L49 163H45ZM171 164H172L171 165V169H172V166H174L173 165L174 163H171ZM178 164H180V161ZM63 165H62V167H63ZM175 165H177V164H175ZM214 165H216V164H214ZM238 165L235 164L233 167V170L234 169L236 170L238 167L235 168V166H238ZM251 165H254V164L250 163V166ZM139 166H141V168H140L141 170L137 169V168H139ZM250 166H249V171H247V172L249 173L250 171L254 170L257 172L255 174H258L259 176L252 178L251 174L250 175H248V174L243 175L241 171L243 170L246 172V170H244L245 168H243V166H242V169H239V172H237L238 169L236 171L234 170V172L236 174H238L237 176H239V178H241L240 177L241 174L243 176L242 178H244V176H245L244 180L248 184H245V182H244L245 185H243V186L240 185V187H239V185H237L235 187V185H234L233 187H235V188H231V192H229V193H230L231 197H233L234 200L237 202V205L239 207H237V208L234 207L232 209L233 212H231V213L229 212V214L226 213L228 215V216L226 215V217L231 218V219H229V218L228 219L231 220L232 222H234V224H235V222L239 223V221L241 223L244 222L243 225L248 223L249 224L248 226H250L249 228H251L254 232L250 229L253 233L249 232L250 230H248V232L246 234L245 233L243 234L244 236L242 235V233H241V236L236 234L239 237L234 238L235 240L233 241L234 242L233 245L226 246V247L220 246L221 249L220 248L214 249L215 251H212L214 253L209 257H205V259L202 260L201 264H264V244H262L260 246H257V245L254 246L251 243V242H253L252 239H254L253 237L256 234L255 232H258L259 230L264 229V166H262L258 169L252 168L253 170L250 168ZM82 167L86 168V174H84L85 176H83V174H82ZM177 167L178 168H176V166H175V168H173V169H176V172L174 173V174H176V176L178 174L182 173V171L184 172V170H182L181 166L178 165ZM252 167H254V166H252ZM258 167H259V165H258ZM57 168H59V167L57 166ZM211 168H214V166H212ZM219 169H221V168H219ZM58 170L60 171V168ZM177 170H178V172H177ZM204 170H206V169H204ZM55 172H57V171H55ZM194 172H196V170L193 171V173ZM218 172L219 171L217 170L216 174ZM232 172L233 171L231 170L230 173H232ZM189 173H191V172H189ZM189 173L185 172V175H187ZM198 173L201 174V171ZM221 173L222 172H220L219 176L222 177ZM239 173H241V174H239ZM188 176L190 177V175H188ZM253 177H254V174H253ZM159 178H160V176H159ZM174 178L176 179L175 176H174ZM191 178H193V177H191ZM191 178H189V180ZM175 179H173V180H175ZM195 179H199V178L195 177ZM219 179H221V178H219ZM156 180L160 181L159 179H156ZM212 180L213 179H211L210 181L213 184H215L216 182L214 183V180L213 181ZM186 181H188V180H186ZM207 181L209 182V179L204 180V182L208 183ZM82 182L84 184H81ZM107 182H109V183H107ZM204 182L202 184H205V186H206L207 184ZM47 183H48V181H47ZM161 183H164V182H161ZM167 183H169V182H167ZM176 183H175V185H172V183H171L172 186L170 185V188L173 189V187H175V186L177 187V184H180V183H177V184ZM209 183H208V185H210ZM6 184L7 183H5V185ZM183 184H184V182L183 183L181 182V187H180L179 191H180V193H183L185 195V193H187L186 191L191 190V189L188 187L187 188L188 190H184V188L186 186H185V184L184 185ZM167 185H169V184H167ZM167 185L165 184L163 186H167ZM202 186L204 187V191H206L205 186L204 185H202ZM37 187H38V185H37ZM78 187L82 188L80 191H84L85 195H86V196L84 195L86 198L83 201V203L79 204L78 207L76 206V209H74L75 207L74 208L72 207L71 209L69 207V209H68L67 204H66L67 209L65 210V213H63L64 210H62V213L59 212V210L61 211V209H63L61 207H64V205H65L63 203V202H65L64 200L67 197H69L74 191H77ZM3 188H4V186H3ZM170 188H168V189H170ZM197 189L198 188L196 187L195 190L198 191ZM206 189H209V186H207ZM255 189H260L261 192H258V194L254 193V195L251 194V193H253V191L254 192L259 191V190H255ZM80 191H79V193H80ZM188 193H191V192H188ZM200 193H202L201 195H203L202 190L199 191V194ZM209 193H211V191H209ZM209 193H206V194H209ZM209 196H212V194H210ZM213 198H215L214 195H213ZM219 202H221V201H219ZM62 203H63V206H61ZM181 204L183 205L182 202H181ZM184 204H186V203H184ZM188 205L190 207V204H187L185 206H188ZM196 205H199V204H196ZM254 207H257V208H254ZM11 208H13V209H11ZM120 209H122L121 211L123 214L121 212H119ZM170 210H172V211H170ZM126 215H128V216H126ZM157 215H165L168 217L170 216V218L162 226L154 227L155 225L153 224V219L155 218L154 216H157ZM91 216H92V218H91ZM66 217H69V219L70 218L73 219L72 222H71V220L69 221L68 218H67L68 219L67 220ZM95 217H97V218H95ZM98 217H100L101 220L103 217V221L105 218L106 219L108 218V220L110 219V222L113 221V223L115 224V227L114 228H108V229L105 228V230L102 231L101 233H95L93 231L92 227H90V228L88 227L89 225L87 224L86 219L88 218V220H89V219L95 218L98 220ZM140 218H141V220H140ZM74 220L77 223L75 225H74V223H75ZM229 220L226 221V223H231ZM83 222H85V223H83ZM85 224H86V226L87 225L88 226L86 227ZM21 226H22V229L24 228V226H26L27 228L29 227V229H31V232H30V230H28L30 232V235H27L29 233L23 234L24 233L23 232L20 236L15 237L16 238V239H14L15 241H13V238L10 237L11 240L9 239V241H13V242H8L7 239L9 238V235H12V232L16 233L15 231H11V228L16 227V228H18V229H16V231L17 230L19 231V230H21V228L19 229V227H21ZM39 228L42 231L40 230V232H39ZM185 228H183V229H185ZM12 230H14V229H12ZM94 230L96 231V229H94ZM242 230L244 231V229H242ZM173 231L176 232L175 229ZM25 232H27L26 229H25ZM186 234H188V233H186ZM233 237H235V236H233ZM213 245H215V244H213ZM159 246H161V247H159ZM186 246H188V247H186ZM150 247H148V248H150ZM222 248H224V249H222ZM232 249H236L235 251L233 250L235 253H232V251H231ZM39 250H42L45 253V258H43L44 254L42 252L40 253ZM38 252L40 254H43L42 255L43 257L41 256L42 258L41 257L38 258L39 257ZM118 253H121V256H118L117 255ZM81 255L83 256V258H81ZM115 259H117V260H115ZM81 263L83 264V261ZM128 264H130V263H128ZM138 264H141V262H139Z\"/></svg>",
  "mask_w": 264,
  "mask_h": 264
},
{
  "label": "crops",
  "instance_id": "obj_3",
  "mask_svg": "<svg viewBox=\"0 0 264 264\" xmlns=\"http://www.w3.org/2000/svg\"><path fill=\"white\" fill-rule=\"evenodd\" d=\"M148 1L152 3L151 0ZM158 1L160 0H156V3ZM163 1L166 4L167 0ZM172 5H179L181 8L174 13L172 19L176 27L182 28L179 35H173L166 23L163 26V32L156 31V27L162 20L156 21L154 28L148 31L146 39L142 40V50L150 52L155 48L162 49L163 46L170 45L175 52L184 53L185 50L181 47L188 45L184 37L191 38L199 35L202 37L204 33L209 32L216 34L211 45L201 48L195 54L208 53L215 56L218 54L216 46L220 47L219 54L222 55V64L217 68L212 64L214 57L210 58V66L214 67L215 72L221 77L225 71L232 85L244 95L256 97V99L257 97L264 98V0L208 1L203 2L200 5L202 7L197 6L194 0H173ZM224 5H234L236 8L239 7L240 11L236 20L229 24L228 36L225 41H222L221 30L225 26L228 15L223 10L221 11V6ZM193 7H197L196 10H192ZM211 7H215V11L207 12V9ZM201 11L205 13L200 14ZM167 36L173 39L180 37L185 44L178 46L175 42L171 45L169 40H162ZM198 81L199 84L200 82L201 84L207 83L206 78L201 76Z\"/></svg>",
  "mask_w": 264,
  "mask_h": 264
}]
</instances>
